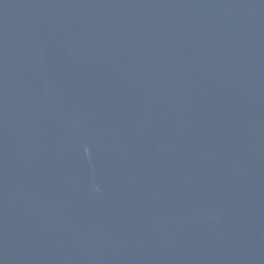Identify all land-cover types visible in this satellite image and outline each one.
<instances>
[{
    "label": "water",
    "instance_id": "water-1",
    "mask_svg": "<svg viewBox=\"0 0 264 264\" xmlns=\"http://www.w3.org/2000/svg\"><path fill=\"white\" fill-rule=\"evenodd\" d=\"M0 264H264V0H0Z\"/></svg>",
    "mask_w": 264,
    "mask_h": 264
}]
</instances>
